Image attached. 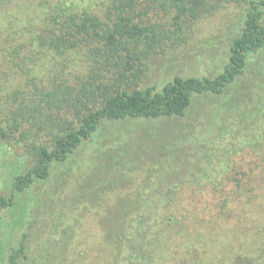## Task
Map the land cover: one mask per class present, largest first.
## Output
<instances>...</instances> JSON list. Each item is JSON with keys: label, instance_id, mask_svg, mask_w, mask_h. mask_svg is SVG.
<instances>
[{"label": "trees", "instance_id": "16d2710c", "mask_svg": "<svg viewBox=\"0 0 264 264\" xmlns=\"http://www.w3.org/2000/svg\"><path fill=\"white\" fill-rule=\"evenodd\" d=\"M232 5L245 15L221 72L142 86L146 57L187 44ZM263 22L264 0H0V149L30 159L0 195V214L105 122L179 125L150 143L146 176L125 178L124 155L122 179L76 188L99 204L92 244L71 250L67 228L48 257L24 234L9 263L264 264ZM202 102L208 113L184 123Z\"/></svg>", "mask_w": 264, "mask_h": 264}, {"label": "rangeland", "instance_id": "374dc122", "mask_svg": "<svg viewBox=\"0 0 264 264\" xmlns=\"http://www.w3.org/2000/svg\"><path fill=\"white\" fill-rule=\"evenodd\" d=\"M244 15L243 7L232 5L201 23L197 28L198 33H195V37H189L187 44L173 47L168 42V47L156 49L144 59L150 70L142 86L160 89L174 75H217L224 65V55L227 54L230 42L242 28ZM1 75L5 78L4 74ZM207 109L202 102L194 107L188 119L183 122L193 121L200 113L199 110L203 114L206 111L208 113ZM177 124L174 121L105 122L94 138L83 145L66 164L58 166L47 180L36 182L21 194L14 208L1 212L0 264H10V253L18 249L24 234L28 235V247H37L38 251L41 248L48 257L51 254L57 256L62 247V239L67 235V228H71L73 234L67 245L71 250H80L81 244H92L99 232L97 226L100 225L97 223L100 220L91 211L99 204L86 200L90 191L84 195V199L79 193L75 194L76 188L82 193L88 185L94 187L98 183L122 179L115 161L123 160L124 155H128V159L120 163L121 168L127 167L130 161L128 165L132 168L131 174L129 171L124 174L125 178L132 182L137 176H146L150 163H155L150 160L155 156L150 143L161 131L168 133L177 130ZM150 132L154 138L148 139ZM121 149L124 151L121 152L122 156ZM28 161V157L13 148L0 149V195L8 192L15 173L27 168L30 165ZM86 202L89 203L84 209ZM35 263H39V260L36 259Z\"/></svg>", "mask_w": 264, "mask_h": 264}]
</instances>
